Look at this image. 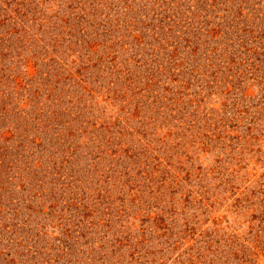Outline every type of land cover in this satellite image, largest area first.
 <instances>
[{
	"label": "rangeland",
	"instance_id": "rangeland-1",
	"mask_svg": "<svg viewBox=\"0 0 264 264\" xmlns=\"http://www.w3.org/2000/svg\"><path fill=\"white\" fill-rule=\"evenodd\" d=\"M0 264H264V0H0Z\"/></svg>",
	"mask_w": 264,
	"mask_h": 264
}]
</instances>
